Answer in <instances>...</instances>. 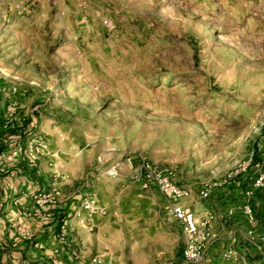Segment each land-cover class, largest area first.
Returning <instances> with one entry per match:
<instances>
[{"label": "rangeland", "instance_id": "obj_1", "mask_svg": "<svg viewBox=\"0 0 264 264\" xmlns=\"http://www.w3.org/2000/svg\"><path fill=\"white\" fill-rule=\"evenodd\" d=\"M142 164L187 191L178 202L209 233L201 261L185 259L170 200L138 178ZM263 174L264 0H0V234L25 240L0 238V264L81 255L43 259L27 225L5 222L14 186L12 202L31 199L45 224L76 205L59 225L77 216L87 264H263L264 225L246 212H262Z\"/></svg>", "mask_w": 264, "mask_h": 264}, {"label": "built area", "instance_id": "obj_2", "mask_svg": "<svg viewBox=\"0 0 264 264\" xmlns=\"http://www.w3.org/2000/svg\"><path fill=\"white\" fill-rule=\"evenodd\" d=\"M133 166L132 161H129ZM119 169H121V163L118 162L114 164L107 170V174L110 176H116ZM137 176L139 179L144 181V185L155 184L162 194L170 200L171 210L175 219L180 223L181 229L184 237V251L183 255L187 261L199 262L204 258V243L208 239L209 233L206 232L205 224L200 223L196 212L190 207L183 203L178 202L180 199L185 197L188 193L175 182H173L170 176L164 171L154 169L151 165L142 164L136 168ZM256 186L264 185V174L257 177L255 181ZM248 194H251L249 191ZM62 193L59 189H55L48 196L50 201L57 202ZM37 197V195H35ZM41 203V200H37ZM83 209L88 211L89 215L92 216L95 212L99 210L96 207L94 201H85L83 203ZM248 220L251 223L256 221L255 213L253 208L248 206L247 209ZM88 228L93 229L94 223L92 220L85 221ZM69 219L65 220L61 225V238H65L68 232ZM259 253L264 264V244L259 247ZM79 256L77 249H72L68 253V259L73 260ZM61 257L56 259V264H64ZM100 256H95L93 258L92 264H100ZM251 264V263H245Z\"/></svg>", "mask_w": 264, "mask_h": 264}, {"label": "crops", "instance_id": "obj_3", "mask_svg": "<svg viewBox=\"0 0 264 264\" xmlns=\"http://www.w3.org/2000/svg\"><path fill=\"white\" fill-rule=\"evenodd\" d=\"M24 184H26V182L21 180L20 187L22 188ZM16 192L17 187L15 186L10 187L8 190H5V197H7L4 199L6 200L4 204V210L5 212H7L5 214V217H7L5 222L18 218L20 220L17 222L18 224L27 225L30 230L33 231L34 239L36 241H40L41 247L45 248V251L41 250V258L44 259V255H49L54 251L60 252L62 257H65V255H67L68 252L74 248L80 250L81 255L76 261H67L66 264H87L88 260L90 259V251L89 248L86 249V244L84 243V241H89V238L91 237L89 236L88 232L84 228H82L81 225L78 223L77 216L69 218L70 233L68 235V238H72L73 242L66 244L65 241H63V238H61L59 217L65 212H68V214L72 216V211L76 210V205L71 204L68 208H65L63 205L55 207L53 210L55 216L53 218L48 217V221L46 222H48L49 224H45V221L40 219L42 215V209L40 210V208L37 207V205H35L34 202L31 201V199H29V201L32 203V205L28 206L23 205L22 202L20 204L12 202V195ZM259 192L262 193L263 191ZM260 210L262 212L260 214L257 213V219L255 224H258L260 227H262L264 225V197ZM28 211L34 212L35 218L31 219L30 222H25L24 220H27L28 218ZM23 237L26 238L25 235H23ZM0 238H2L4 241L9 240L10 242H25V240L22 239V235L20 236V233H17L16 230L12 228L6 229L4 233L0 234ZM82 243L84 245H82ZM40 264L45 263L41 262Z\"/></svg>", "mask_w": 264, "mask_h": 264}]
</instances>
